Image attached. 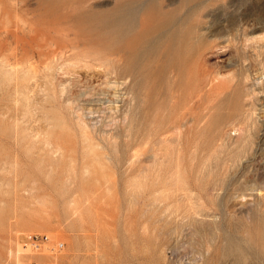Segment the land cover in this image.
I'll return each mask as SVG.
<instances>
[{"label": "rangeland", "instance_id": "rangeland-1", "mask_svg": "<svg viewBox=\"0 0 264 264\" xmlns=\"http://www.w3.org/2000/svg\"><path fill=\"white\" fill-rule=\"evenodd\" d=\"M262 15L0 0V264H264Z\"/></svg>", "mask_w": 264, "mask_h": 264}, {"label": "bare ground", "instance_id": "bare-ground-1", "mask_svg": "<svg viewBox=\"0 0 264 264\" xmlns=\"http://www.w3.org/2000/svg\"><path fill=\"white\" fill-rule=\"evenodd\" d=\"M158 12L156 13L155 11H149L147 13H145L141 19H140V35L138 38L132 39L131 43L129 46L126 47H122L121 49L128 50L130 53L134 52V51H138V49H140V45L138 44V41H141L143 43H147L149 42L152 38H154V35H161L163 33V27L161 26H156L157 21H158ZM255 23L256 24H260L261 22H264V15L255 18ZM262 25V24H261ZM258 28V27H257ZM264 28V27H263ZM255 29V28H254ZM246 30V29H245ZM247 31V30H246ZM249 31V30H248ZM255 31V30H254ZM259 31V30H258ZM251 34V33H250ZM245 36V34H244ZM246 39V38H245ZM248 40V39H247ZM246 41V40H245ZM261 48V47H260ZM119 49V50H121ZM127 51V52H128ZM264 50H261V52L263 53ZM122 52V51H121ZM260 52V53H261ZM129 53V55H131ZM124 55V53H123ZM262 56V54H261ZM160 59H158V61H156V63H159ZM264 61V60H263ZM262 63V62H261ZM264 63V62H263ZM261 68H263V64H261Z\"/></svg>", "mask_w": 264, "mask_h": 264}, {"label": "built area", "instance_id": "built-area-1", "mask_svg": "<svg viewBox=\"0 0 264 264\" xmlns=\"http://www.w3.org/2000/svg\"><path fill=\"white\" fill-rule=\"evenodd\" d=\"M43 243H49L48 237L46 235L39 233H29L25 236V243L23 246L26 247L28 245L31 248L38 249ZM62 247H63V243L57 242L49 247V251L51 252V255H55L57 252H59L62 249ZM31 264H38V263L33 262ZM44 264H54V263L49 262Z\"/></svg>", "mask_w": 264, "mask_h": 264}]
</instances>
